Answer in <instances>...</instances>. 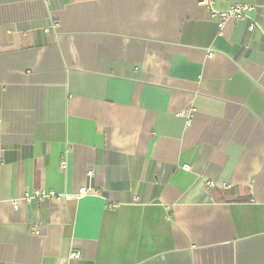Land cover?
I'll list each match as a JSON object with an SVG mask.
<instances>
[{"label":"crops","instance_id":"crops-1","mask_svg":"<svg viewBox=\"0 0 264 264\" xmlns=\"http://www.w3.org/2000/svg\"><path fill=\"white\" fill-rule=\"evenodd\" d=\"M236 3L253 32L198 0H0V264H264V0Z\"/></svg>","mask_w":264,"mask_h":264},{"label":"built area","instance_id":"built-area-1","mask_svg":"<svg viewBox=\"0 0 264 264\" xmlns=\"http://www.w3.org/2000/svg\"><path fill=\"white\" fill-rule=\"evenodd\" d=\"M198 4L207 10V12L209 13L211 19L215 22L216 27L219 31L229 21H246L247 30L249 32H253L258 27V23L256 19L250 15L254 12V6H251L248 4L236 3V4L230 5L226 9L219 10L215 7V0H198ZM180 115L186 116L188 119L187 123H189V118H190L189 109H185L184 111L180 113ZM59 169L61 171L66 170V155H64L61 158L59 162ZM88 175L91 176L92 171H89ZM204 186L205 188L210 189L214 187V183L211 181H207ZM88 193L95 194L96 192H94L92 189L80 188L78 191V194L76 195L68 196L64 194L61 197L70 199V198H75V197H82ZM57 197H60V196H58L54 192H48V193L41 192V193H35L32 197H26L25 200L28 201V200L35 199V198L53 199ZM12 205L15 209L18 207L16 202H13ZM35 234H38V232L36 231ZM71 256L77 258L78 254L73 253Z\"/></svg>","mask_w":264,"mask_h":264}]
</instances>
